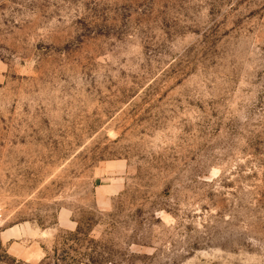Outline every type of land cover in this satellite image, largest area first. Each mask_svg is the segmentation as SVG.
Returning a JSON list of instances; mask_svg holds the SVG:
<instances>
[{
	"label": "rangeland",
	"instance_id": "obj_1",
	"mask_svg": "<svg viewBox=\"0 0 264 264\" xmlns=\"http://www.w3.org/2000/svg\"><path fill=\"white\" fill-rule=\"evenodd\" d=\"M0 264H264V0H0Z\"/></svg>",
	"mask_w": 264,
	"mask_h": 264
}]
</instances>
